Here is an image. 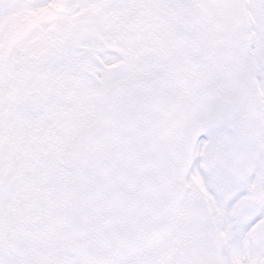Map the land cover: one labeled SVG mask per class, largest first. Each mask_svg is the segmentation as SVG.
Listing matches in <instances>:
<instances>
[{
  "label": "snow or ice",
  "instance_id": "1",
  "mask_svg": "<svg viewBox=\"0 0 264 264\" xmlns=\"http://www.w3.org/2000/svg\"><path fill=\"white\" fill-rule=\"evenodd\" d=\"M0 264H264V0H0Z\"/></svg>",
  "mask_w": 264,
  "mask_h": 264
}]
</instances>
